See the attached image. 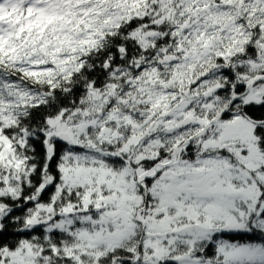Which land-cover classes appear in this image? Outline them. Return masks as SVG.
I'll return each instance as SVG.
<instances>
[{"label": "snow or ice", "instance_id": "snow-or-ice-1", "mask_svg": "<svg viewBox=\"0 0 264 264\" xmlns=\"http://www.w3.org/2000/svg\"><path fill=\"white\" fill-rule=\"evenodd\" d=\"M0 264H264V0H0Z\"/></svg>", "mask_w": 264, "mask_h": 264}]
</instances>
